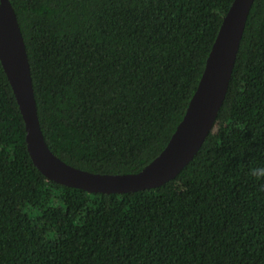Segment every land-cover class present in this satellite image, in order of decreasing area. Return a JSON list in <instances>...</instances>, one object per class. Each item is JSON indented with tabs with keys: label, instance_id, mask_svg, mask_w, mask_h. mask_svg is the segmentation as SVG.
I'll return each instance as SVG.
<instances>
[{
	"label": "trees",
	"instance_id": "obj_1",
	"mask_svg": "<svg viewBox=\"0 0 264 264\" xmlns=\"http://www.w3.org/2000/svg\"><path fill=\"white\" fill-rule=\"evenodd\" d=\"M232 0H10L48 148L99 173L166 145ZM264 0H253L211 131L155 187L47 180L0 64V264H264Z\"/></svg>",
	"mask_w": 264,
	"mask_h": 264
},
{
	"label": "water",
	"instance_id": "obj_2",
	"mask_svg": "<svg viewBox=\"0 0 264 264\" xmlns=\"http://www.w3.org/2000/svg\"><path fill=\"white\" fill-rule=\"evenodd\" d=\"M253 0H232L222 17L197 86L163 149L139 171L99 173L74 167L47 146L38 120L24 39L10 0H0V64L21 113L27 152L47 179L93 193L155 188L174 178L211 131L225 97Z\"/></svg>",
	"mask_w": 264,
	"mask_h": 264
},
{
	"label": "clouds",
	"instance_id": "obj_3",
	"mask_svg": "<svg viewBox=\"0 0 264 264\" xmlns=\"http://www.w3.org/2000/svg\"><path fill=\"white\" fill-rule=\"evenodd\" d=\"M251 174L258 179L264 178V168H254L251 170Z\"/></svg>",
	"mask_w": 264,
	"mask_h": 264
}]
</instances>
